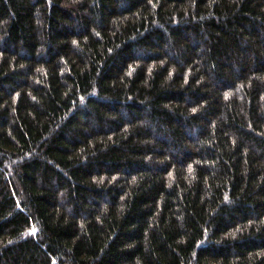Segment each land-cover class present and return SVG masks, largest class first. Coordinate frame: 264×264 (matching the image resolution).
Wrapping results in <instances>:
<instances>
[{
    "label": "trees",
    "instance_id": "16d2710c",
    "mask_svg": "<svg viewBox=\"0 0 264 264\" xmlns=\"http://www.w3.org/2000/svg\"><path fill=\"white\" fill-rule=\"evenodd\" d=\"M0 264H264V0H0Z\"/></svg>",
    "mask_w": 264,
    "mask_h": 264
}]
</instances>
